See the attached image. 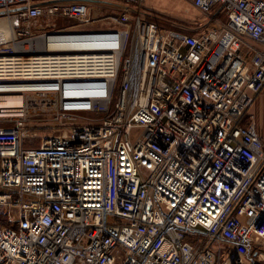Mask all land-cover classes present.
<instances>
[{
  "label": "built area",
  "instance_id": "obj_1",
  "mask_svg": "<svg viewBox=\"0 0 264 264\" xmlns=\"http://www.w3.org/2000/svg\"><path fill=\"white\" fill-rule=\"evenodd\" d=\"M91 1L0 0V264H264V0H188L226 19L198 29ZM51 55L87 68L12 71Z\"/></svg>",
  "mask_w": 264,
  "mask_h": 264
},
{
  "label": "rangeland",
  "instance_id": "obj_2",
  "mask_svg": "<svg viewBox=\"0 0 264 264\" xmlns=\"http://www.w3.org/2000/svg\"><path fill=\"white\" fill-rule=\"evenodd\" d=\"M94 10V18L101 21L99 18L103 15H109L110 17H118L121 12H127V22L122 21L124 24L134 22L139 15H142L143 20L153 21L165 28L172 27V24L179 25L182 27L193 28H205V27H220L226 19L223 15L217 14V18H211V15L207 16L195 9L188 0H137L128 5L127 10L120 3L113 2L111 4L101 2L100 0H93L90 2ZM217 10V9H216ZM215 13V9L211 14ZM148 14V15H147ZM71 21L56 20L52 22L47 30H53L62 26L70 25ZM99 25V24H98ZM98 25L96 27H98ZM42 27V26H41ZM129 48H127L125 56L128 55ZM40 68V63H33L32 70L37 71ZM39 71V70H38ZM121 83V77L118 82V86ZM117 91L114 97V102L117 101ZM28 123L31 127L30 133L32 134L25 142L26 147H35L41 143L44 136L50 134H56L57 129L60 125L58 121H55L53 114L48 112L43 115H32L28 116ZM87 122L85 120H79L78 124L83 125ZM5 122L0 121V126L4 125Z\"/></svg>",
  "mask_w": 264,
  "mask_h": 264
},
{
  "label": "bare ground",
  "instance_id": "obj_3",
  "mask_svg": "<svg viewBox=\"0 0 264 264\" xmlns=\"http://www.w3.org/2000/svg\"><path fill=\"white\" fill-rule=\"evenodd\" d=\"M8 59H5L4 62L7 63ZM9 60H17L15 59H9ZM33 63H40V68L38 69L40 72H59L63 69H68L70 71H77L81 72L84 71L87 67L83 66L81 64H77L76 62H69L67 60H64L61 57L57 56H37L29 59L26 64H19V62H16L15 65L12 68V71L14 72H20L28 71L30 74H34V71L32 70ZM1 106V105H0ZM6 107L5 105H3Z\"/></svg>",
  "mask_w": 264,
  "mask_h": 264
},
{
  "label": "crops",
  "instance_id": "obj_4",
  "mask_svg": "<svg viewBox=\"0 0 264 264\" xmlns=\"http://www.w3.org/2000/svg\"><path fill=\"white\" fill-rule=\"evenodd\" d=\"M248 45L255 46L251 41L248 40ZM245 56L251 55V50L248 46L242 49ZM254 119L256 127L259 131L260 137L264 143V86L255 95L252 105L249 107L243 118V124L247 125L249 120Z\"/></svg>",
  "mask_w": 264,
  "mask_h": 264
}]
</instances>
